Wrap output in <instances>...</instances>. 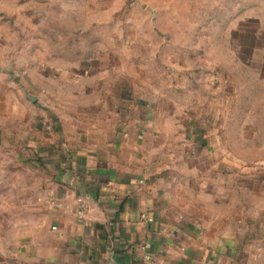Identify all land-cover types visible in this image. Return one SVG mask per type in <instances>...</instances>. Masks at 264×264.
<instances>
[{"label":"rangeland","instance_id":"374dc122","mask_svg":"<svg viewBox=\"0 0 264 264\" xmlns=\"http://www.w3.org/2000/svg\"><path fill=\"white\" fill-rule=\"evenodd\" d=\"M237 3L0 0V240L25 239L43 201L46 181L21 144L24 132L41 106L55 109L56 94L83 92L85 77L156 106L181 100L171 110L204 128L203 137L187 133L184 146L222 143L219 158L236 174V225L264 237V15L252 0L244 21Z\"/></svg>","mask_w":264,"mask_h":264},{"label":"crops","instance_id":"0c3cea01","mask_svg":"<svg viewBox=\"0 0 264 264\" xmlns=\"http://www.w3.org/2000/svg\"><path fill=\"white\" fill-rule=\"evenodd\" d=\"M235 8L252 19V0ZM81 80L83 92L56 94L55 109L41 106L21 138L46 185L27 222L33 231L0 240V264H264V237L236 225V174L219 158L222 143L184 146L204 128L171 110L182 101L156 106L99 88L102 78ZM77 197L88 204L83 219Z\"/></svg>","mask_w":264,"mask_h":264},{"label":"built area","instance_id":"2783aa9c","mask_svg":"<svg viewBox=\"0 0 264 264\" xmlns=\"http://www.w3.org/2000/svg\"><path fill=\"white\" fill-rule=\"evenodd\" d=\"M76 202H77V209L75 211L76 215L79 218L83 219L86 216V212H87V209H88V204H87V202L85 201V199L83 197H77Z\"/></svg>","mask_w":264,"mask_h":264},{"label":"water","instance_id":"95a60500","mask_svg":"<svg viewBox=\"0 0 264 264\" xmlns=\"http://www.w3.org/2000/svg\"><path fill=\"white\" fill-rule=\"evenodd\" d=\"M25 95H26L27 99L31 100L32 102H36L38 100V96H36V95H32V94H29L27 92H25Z\"/></svg>","mask_w":264,"mask_h":264}]
</instances>
